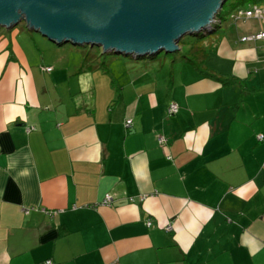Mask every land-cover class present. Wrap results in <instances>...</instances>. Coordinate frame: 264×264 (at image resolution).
I'll use <instances>...</instances> for the list:
<instances>
[{
  "label": "crops",
  "instance_id": "1",
  "mask_svg": "<svg viewBox=\"0 0 264 264\" xmlns=\"http://www.w3.org/2000/svg\"><path fill=\"white\" fill-rule=\"evenodd\" d=\"M237 25L205 65L243 88L176 61L119 94L0 30V264H264V28Z\"/></svg>",
  "mask_w": 264,
  "mask_h": 264
},
{
  "label": "water",
  "instance_id": "2",
  "mask_svg": "<svg viewBox=\"0 0 264 264\" xmlns=\"http://www.w3.org/2000/svg\"><path fill=\"white\" fill-rule=\"evenodd\" d=\"M228 0H0V30L24 22L62 47H98L135 60L176 54L185 36L212 33Z\"/></svg>",
  "mask_w": 264,
  "mask_h": 264
},
{
  "label": "rangeland",
  "instance_id": "3",
  "mask_svg": "<svg viewBox=\"0 0 264 264\" xmlns=\"http://www.w3.org/2000/svg\"><path fill=\"white\" fill-rule=\"evenodd\" d=\"M242 1L243 0H228L226 2L225 6L222 10V15H221V19L224 20L223 25H222L224 32H225V29L227 26L231 25V27H232L234 24L235 25L238 24L237 27L244 29V30L256 29V28H259L260 25L263 26V28H264L263 22L257 21L254 19L248 20L246 22L239 21L237 23H234V20L232 19L233 15L237 14V12L240 10L245 12V11L251 9V7L253 6V4L251 2L244 1L242 3ZM257 6L264 7V1L259 2V5H257ZM17 30L18 31L25 30V34L29 33L32 36V39H30L29 37H27L28 35L26 36V35L22 34V35L18 36V38H16L18 43H20L21 46L24 48L25 52L29 53V54L31 53L30 56H32L33 60L35 59L37 62L39 59H40L39 61H41V58L43 56L45 61L53 62V64L56 65L57 70L61 69L60 66L65 67L66 65H68V62H70V67L74 68L80 64L81 68H82L83 61H84V52L89 53V52L93 51L94 54L98 55V59L95 63L97 66H101L105 62L110 64L109 68H110L111 72H107L102 67L99 68V71H102V73H104V76L108 79L109 85L111 86V88L113 87L116 91H117V89L113 84V79H114V77H116V75H117V77H119L121 74H124L125 69L127 71L129 70V68H131L133 70V68L136 66V64L140 65V67H142V66H145L146 62H149V63L151 62L150 58H142V59L135 60V58H133L132 56H128V57L117 56V55L112 54V53L104 54L103 49L98 48V47H94L92 49L91 47H88V46L87 47H79V46H72L69 44L64 45L62 47H59V46L53 45L48 40L42 38L41 35L34 33V32H30L27 29L26 24L24 22L20 23L17 26ZM17 30H16V32H17ZM1 31L5 32L7 30L2 29ZM254 35H256V34H254ZM197 39H198L197 37L188 35V36H185L181 40L183 47L187 48L186 50L184 49L185 50L184 53L190 52V46H193L196 43ZM205 42L207 45L208 39H206ZM52 46H54V47H52ZM182 56H183L182 52H178V53L172 54V55H166L165 53H161L158 56H156V57H159V60H161V61H158V62L152 61L153 64H150L148 66H152L151 68H154L155 71L162 69L163 72H166L168 70L169 66H171L172 62L175 60V58L177 57L178 62H180V60H182ZM59 62H61V63L59 64ZM162 64H163V67H162ZM41 69L43 71L44 68H41ZM132 70H130V71H132ZM43 72H45V71H43ZM85 72H87V71H85ZM88 72H91V71H88Z\"/></svg>",
  "mask_w": 264,
  "mask_h": 264
},
{
  "label": "trees",
  "instance_id": "4",
  "mask_svg": "<svg viewBox=\"0 0 264 264\" xmlns=\"http://www.w3.org/2000/svg\"><path fill=\"white\" fill-rule=\"evenodd\" d=\"M244 1L251 2L253 6L259 5V2L264 0H243ZM222 12L218 16V22L217 24H214L213 31L210 34H207L206 32L195 35L194 37H197V41L193 46H190V52L184 53L187 48H184L182 45V41L180 42V51L183 53L182 60H180L181 63H185L187 65H190L194 70H196L200 75L207 77L209 79L215 80L219 82L223 87H234V86H240L244 87L240 80L236 79L233 76H220L215 74L212 71H209L208 68L205 65V62L209 55L215 51V44L223 36L224 30L222 28L224 20L221 19ZM208 39V44L206 45L205 40ZM93 49V48H92ZM185 49V50H184ZM178 53V52H177ZM98 59V55L94 54L93 51L89 53L84 52V61L83 66L80 70V72L85 71H94L99 70L100 67L105 69L107 72H110V64L103 63L101 66H97L95 63ZM150 63L146 62L145 66H148L150 64H153V62L161 61L159 60V57H151ZM153 61V62H152ZM176 61H178V58L176 57L175 60L172 62L174 64ZM113 84L117 89L118 94L120 93V88H118L117 83L115 80H113Z\"/></svg>",
  "mask_w": 264,
  "mask_h": 264
},
{
  "label": "built area",
  "instance_id": "5",
  "mask_svg": "<svg viewBox=\"0 0 264 264\" xmlns=\"http://www.w3.org/2000/svg\"><path fill=\"white\" fill-rule=\"evenodd\" d=\"M232 19L234 20L235 23L239 22V21H242V20H257V21H261L264 23V7H260V6H252L251 9L247 10V11H238L237 14L233 15L232 16ZM219 23V22H216V24ZM242 42H264V32L260 33V34H257V35H252V36H248V37H245L241 40ZM43 71L45 72H51L52 69L51 68H44ZM179 112V106L177 104H171L168 108V114L169 116L173 117L175 115H177ZM132 125V122L131 121H128L126 122V126L129 128L131 127ZM258 140L260 142L263 141V136H259L258 137ZM159 144L161 146H166L167 145V140L165 137L163 136H160L159 139ZM168 159H171V158H168ZM112 203V198L110 196H106L102 205L103 206H110ZM25 214H29V211L28 210H25L24 211ZM60 212H50L49 215L51 217H55L59 214ZM148 225H150V223H148ZM167 230H170V228H168ZM43 264H54L52 261H47Z\"/></svg>",
  "mask_w": 264,
  "mask_h": 264
}]
</instances>
